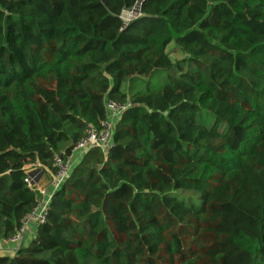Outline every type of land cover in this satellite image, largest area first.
<instances>
[{"label": "trees", "instance_id": "1", "mask_svg": "<svg viewBox=\"0 0 264 264\" xmlns=\"http://www.w3.org/2000/svg\"><path fill=\"white\" fill-rule=\"evenodd\" d=\"M136 1L0 0V241L124 107L0 264H264V0Z\"/></svg>", "mask_w": 264, "mask_h": 264}, {"label": "built area", "instance_id": "2", "mask_svg": "<svg viewBox=\"0 0 264 264\" xmlns=\"http://www.w3.org/2000/svg\"><path fill=\"white\" fill-rule=\"evenodd\" d=\"M139 8L140 0H137L132 7L122 10L119 15L122 24H127L138 18L140 15ZM123 108V106L112 101L104 102V117L99 124L100 128L97 130L91 126H87L84 131V136L75 144L70 156L65 161L57 155L53 157L52 163L55 168V173L51 176L50 181L45 188H39L36 185V181L30 175L23 179L27 188L34 193L35 206L21 219L19 228L6 240L7 243L18 249L22 247V244L28 235L31 234L34 236L35 230L31 233L29 227L32 226L36 229L38 225L44 222L50 198L53 192L68 176L73 156L75 154L80 156L90 148L98 149L101 153H104L111 145L113 127Z\"/></svg>", "mask_w": 264, "mask_h": 264}, {"label": "rangeland", "instance_id": "3", "mask_svg": "<svg viewBox=\"0 0 264 264\" xmlns=\"http://www.w3.org/2000/svg\"><path fill=\"white\" fill-rule=\"evenodd\" d=\"M172 47H173L172 44H169L166 47V50H165L167 52V54H168L169 59L171 61L179 60L181 58L180 53L177 50H175L174 48H172ZM80 158H81L80 156H78L77 154H75L73 156V159H72V164L74 162H77ZM108 229H109L111 235L114 237L115 240H117V241L120 240L121 234H120V232L118 231V229L116 227H114L110 223V224H108ZM33 230H35V228H33ZM31 239L32 238L30 236L26 237L25 240H24V242H23V244H22V247L28 245L29 242L31 241ZM6 253H8V252H5L4 255H6V256H9L10 255L9 253L8 254H6Z\"/></svg>", "mask_w": 264, "mask_h": 264}, {"label": "crops", "instance_id": "4", "mask_svg": "<svg viewBox=\"0 0 264 264\" xmlns=\"http://www.w3.org/2000/svg\"><path fill=\"white\" fill-rule=\"evenodd\" d=\"M47 180H50V175H48V174H46V175L44 176V180H43L42 185H43ZM48 191H49V189H48ZM29 229H30L31 233L34 232L32 226L29 227ZM30 235H31V234H30ZM30 235H28V236H30ZM28 236H27V237H28ZM30 237L33 238L32 235H31ZM29 243H30V242H29ZM26 246H27V245H26ZM24 247H25V246H24ZM16 250H17V249H16L13 245L7 243L6 241H0V256H4V257H8V258H10V257H12V256L15 254ZM5 252H8L10 255H9V256L4 255ZM8 253H6V254H8Z\"/></svg>", "mask_w": 264, "mask_h": 264}]
</instances>
